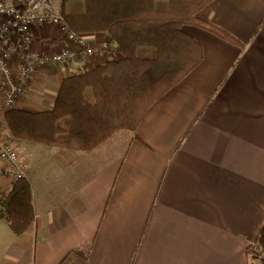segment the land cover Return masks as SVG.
<instances>
[{
    "label": "crops",
    "instance_id": "obj_1",
    "mask_svg": "<svg viewBox=\"0 0 264 264\" xmlns=\"http://www.w3.org/2000/svg\"><path fill=\"white\" fill-rule=\"evenodd\" d=\"M61 7L77 13L84 3ZM198 16L237 41L185 25L204 58L136 129L93 150L11 135L28 165L36 218L20 235L0 219V264H250L247 248L264 226V0H214ZM83 35L96 47L109 41L110 55L39 68L15 108L49 110L65 77L121 56L108 32ZM67 43L57 25L31 27L34 50ZM19 67L13 59L9 87ZM2 167L7 193L13 181Z\"/></svg>",
    "mask_w": 264,
    "mask_h": 264
},
{
    "label": "trees",
    "instance_id": "obj_2",
    "mask_svg": "<svg viewBox=\"0 0 264 264\" xmlns=\"http://www.w3.org/2000/svg\"><path fill=\"white\" fill-rule=\"evenodd\" d=\"M157 1L83 0L82 12L63 11L76 32H108L116 45L113 52L121 56L65 77L49 110L9 108L5 118L11 135L33 143L93 150L120 130L136 129L148 108L203 60L202 45L184 30L185 25L237 41L224 28L198 16L214 0H167L166 9L157 7ZM146 47L155 50L153 57L139 54ZM35 218L32 183L29 178L19 179L0 196V219L20 235ZM247 254L250 264H264V226Z\"/></svg>",
    "mask_w": 264,
    "mask_h": 264
},
{
    "label": "built area",
    "instance_id": "obj_3",
    "mask_svg": "<svg viewBox=\"0 0 264 264\" xmlns=\"http://www.w3.org/2000/svg\"><path fill=\"white\" fill-rule=\"evenodd\" d=\"M63 0H0V86L6 89L0 98V161L2 170L14 182L28 178V165L11 136L5 112L14 107L18 93L31 83L40 67L64 65L72 67L79 58L109 56V41L96 47L87 38L71 29L61 7ZM57 25L68 41L52 53H42L29 46L30 30L35 24ZM117 53L112 56L118 58ZM111 56V57H112ZM13 59L19 60L15 87H9ZM88 62V61H87ZM89 64V62H88ZM4 89V88H3ZM0 192V196H2Z\"/></svg>",
    "mask_w": 264,
    "mask_h": 264
},
{
    "label": "rangeland",
    "instance_id": "obj_4",
    "mask_svg": "<svg viewBox=\"0 0 264 264\" xmlns=\"http://www.w3.org/2000/svg\"><path fill=\"white\" fill-rule=\"evenodd\" d=\"M187 26H189V25H187ZM78 33H80V34H84L85 32H78ZM150 50L153 51L154 49H153V48H148V47H146V48H141V49L139 50V54H140L141 56H148V54L150 53ZM116 56H117V55H116ZM40 68H42V67H40Z\"/></svg>",
    "mask_w": 264,
    "mask_h": 264
}]
</instances>
